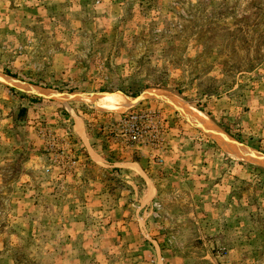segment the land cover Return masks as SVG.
Returning <instances> with one entry per match:
<instances>
[{
	"label": "rangeland",
	"instance_id": "obj_1",
	"mask_svg": "<svg viewBox=\"0 0 264 264\" xmlns=\"http://www.w3.org/2000/svg\"><path fill=\"white\" fill-rule=\"evenodd\" d=\"M0 75L72 98L0 82V264H264V169L144 98L264 156V0H0Z\"/></svg>",
	"mask_w": 264,
	"mask_h": 264
},
{
	"label": "bare ground",
	"instance_id": "obj_2",
	"mask_svg": "<svg viewBox=\"0 0 264 264\" xmlns=\"http://www.w3.org/2000/svg\"><path fill=\"white\" fill-rule=\"evenodd\" d=\"M0 82L18 89L39 93L45 97L55 98L60 102H69L72 99L71 96L67 94L57 93L53 95L49 90L38 89L35 86L26 85L23 82L1 75ZM144 98L162 101L179 112L187 123L211 137L230 158L264 169V156L236 143L232 138L223 133L222 129H220L208 116L191 104L186 103L170 92L160 89L149 90ZM74 100L91 103L103 112L112 113H126L137 107L141 102V98L133 99L120 94H99L93 97H77Z\"/></svg>",
	"mask_w": 264,
	"mask_h": 264
},
{
	"label": "trees",
	"instance_id": "obj_3",
	"mask_svg": "<svg viewBox=\"0 0 264 264\" xmlns=\"http://www.w3.org/2000/svg\"><path fill=\"white\" fill-rule=\"evenodd\" d=\"M8 76H10V77H13V78H15V76H12V75H10V74H7ZM227 88H228V85H227ZM218 89H219V87L217 88V89H212V90H209L211 93H212V95H214V94H218V95H220L219 93H218ZM226 92H227V90H225ZM122 93H124V94H126V95H128V96H131V97H137L139 94H130V93H126L125 91H121ZM197 107V106H196ZM207 115L208 116H211V114L210 113H207ZM216 124L224 131V132H226L228 135H230L232 138H234V139H236L237 141H239L240 143H243V144H245L246 146H248V147H251V148H254V149H256V150H260L261 148H260V146L259 145H256L255 143H248V142H245V141H242V140H240L239 139V135H235L234 133H230V131H229V126H231V125H226V124H224V123H222V122H220V121H216Z\"/></svg>",
	"mask_w": 264,
	"mask_h": 264
},
{
	"label": "built area",
	"instance_id": "obj_4",
	"mask_svg": "<svg viewBox=\"0 0 264 264\" xmlns=\"http://www.w3.org/2000/svg\"><path fill=\"white\" fill-rule=\"evenodd\" d=\"M135 126H132V132H130V139L135 141L138 137L137 133H135V131H138V128Z\"/></svg>",
	"mask_w": 264,
	"mask_h": 264
}]
</instances>
